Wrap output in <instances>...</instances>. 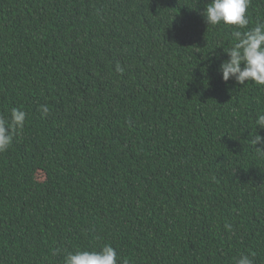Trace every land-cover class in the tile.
<instances>
[{
  "label": "trees",
  "instance_id": "trees-1",
  "mask_svg": "<svg viewBox=\"0 0 264 264\" xmlns=\"http://www.w3.org/2000/svg\"><path fill=\"white\" fill-rule=\"evenodd\" d=\"M208 2L0 0V116L27 114L0 153V264L106 244L119 264H264V86L222 80L235 26Z\"/></svg>",
  "mask_w": 264,
  "mask_h": 264
},
{
  "label": "clouds",
  "instance_id": "clouds-1",
  "mask_svg": "<svg viewBox=\"0 0 264 264\" xmlns=\"http://www.w3.org/2000/svg\"><path fill=\"white\" fill-rule=\"evenodd\" d=\"M250 0H209L203 11L204 22L208 26H235L232 29L233 45L228 48V59L221 62L219 72L224 82L234 79L239 85L254 82L264 86V22H257L252 28H247L249 19L247 9ZM240 29H246L241 31ZM116 71L124 69L119 62ZM39 111L47 115L50 108L47 104L40 105ZM27 114L19 109L12 108L10 119L0 116V153L6 152L11 146L14 137L25 126ZM255 123L264 129V113L257 115ZM252 144L259 145L256 152L264 157V137L256 134ZM230 230V225H225ZM63 264H119L117 251L111 245H104L99 251L76 250L64 256ZM235 264H253L250 255L242 254L235 260Z\"/></svg>",
  "mask_w": 264,
  "mask_h": 264
},
{
  "label": "rangeland",
  "instance_id": "rangeland-1",
  "mask_svg": "<svg viewBox=\"0 0 264 264\" xmlns=\"http://www.w3.org/2000/svg\"><path fill=\"white\" fill-rule=\"evenodd\" d=\"M37 176H38L39 178H42V175H41L40 173H38Z\"/></svg>",
  "mask_w": 264,
  "mask_h": 264
}]
</instances>
